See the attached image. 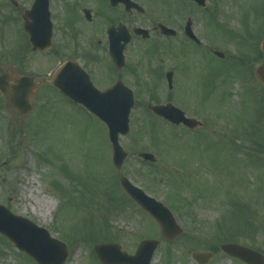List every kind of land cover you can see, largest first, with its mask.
Here are the masks:
<instances>
[{
    "label": "rangeland",
    "instance_id": "rangeland-1",
    "mask_svg": "<svg viewBox=\"0 0 264 264\" xmlns=\"http://www.w3.org/2000/svg\"><path fill=\"white\" fill-rule=\"evenodd\" d=\"M82 1L95 13L105 9L111 14L102 0ZM132 1L145 10L144 15L132 13L133 27L149 29L151 37L146 41L134 39L128 51L132 63H138L137 76L131 82L137 87L130 134L120 137V144L129 154L121 172L112 166L105 125L61 94L51 98L42 87L41 102L25 118L7 109L0 95V204L66 243L70 256L65 264H99L90 253L96 243L118 242L122 251L132 255L140 242L148 239L159 241L151 264H197L192 252H206L207 244L219 249L220 239L234 223V205L243 206L262 231L252 229L253 238L244 236L248 241L239 244L255 247L264 254V124L258 123L264 89L255 79L257 68L264 66V57L259 53L257 61L245 67L239 63L246 56H256L254 46L259 50L260 40L254 44L251 36L264 38V0H207L206 8L201 9L188 8L182 0ZM3 5L4 0H0V54L6 55L8 48L15 50L19 40L12 24L14 12ZM210 9L213 19L202 11ZM187 18L192 19L198 39H205L212 51L224 53V61L202 51L197 53L187 44L182 33ZM158 22L174 28L179 38L168 39L158 33ZM102 25L103 21L83 24L82 33L78 25L82 41L86 42L77 45L78 56L83 49L94 57L105 55V22ZM55 38L62 39V28ZM165 44L173 46L169 55L163 49ZM183 46H190L191 51L183 52ZM72 51L73 47V55ZM144 51H149V55L145 56ZM14 52L9 55L13 59ZM41 64L39 72L47 71L54 63ZM100 64L91 67L97 80L102 75ZM16 68V64L0 62V73L16 72ZM214 70L218 76L213 83L210 74ZM169 71H173L172 91L166 88L164 77ZM149 81L147 90L142 84ZM216 86L219 95L210 98L209 93ZM152 100L185 107L187 116L202 121L206 146L200 142L202 131L195 137L185 135L184 130L177 131V139L171 140V126L145 109ZM147 112L151 114L149 119ZM220 113L221 122L216 120ZM256 141L263 142L258 156ZM142 152L154 153L156 162L141 163ZM122 175L150 197L172 206L167 205L182 230L176 240L161 238L153 219L128 201L120 202L124 195L117 185ZM89 233L91 239L83 240L81 235ZM5 240L0 238V264H34ZM207 264L242 263L221 252H212Z\"/></svg>",
    "mask_w": 264,
    "mask_h": 264
},
{
    "label": "water",
    "instance_id": "water-1",
    "mask_svg": "<svg viewBox=\"0 0 264 264\" xmlns=\"http://www.w3.org/2000/svg\"><path fill=\"white\" fill-rule=\"evenodd\" d=\"M190 1V0H189ZM198 5H203L204 0H192ZM121 2L126 5L127 10H137L142 13L143 9L137 4L130 2V0H110V4L116 5ZM42 4V3H41ZM42 25L38 27L44 29L43 34L38 38L31 33V29L25 28L30 33V40L33 45L38 46L39 49L47 48L50 43V28L48 20L44 19ZM136 34L148 37L147 32L142 30H135ZM171 31H165V34L170 35ZM110 49L111 57L113 58L116 68L123 66L122 51L124 49L122 42L126 44L130 36L120 25L117 29H110ZM36 46V47H37ZM264 53V40L260 46ZM223 57L222 54H218ZM60 68L52 82L58 86L60 91L66 94L73 102L82 104L91 113L95 114L99 119L106 124L109 134V142L112 144L113 164L118 171L121 170L122 163L126 159L125 154L118 144V138L121 135L128 134L130 109L134 104L131 91H127L119 84L117 87L107 90L106 92L96 91L90 81L85 80V74L77 65H74L72 71ZM64 71V72H63ZM63 73L64 77L57 82L58 75ZM258 78L264 84V68L257 69ZM168 82L171 83V74H167ZM7 80L0 77V92L5 99V104L8 108H15L19 115H25L30 111V101L33 92L26 91L22 88L21 80L18 81V86H8ZM63 85V86H62ZM118 87L120 89H118ZM170 106H151L149 108L157 116L163 117L176 124L185 122V124L192 128L196 123L194 120L180 118V115L171 116ZM144 159L153 160L149 155L144 154ZM120 186L123 187L127 195L135 201L144 211H146L155 221L158 222L162 229V236L165 239L174 240L182 232L176 225L175 218L172 216L168 208L163 207L161 203L147 197L143 192L135 186H131L128 179L122 177L120 179ZM0 232L7 236L16 247L31 256L37 264H64L68 254L66 246L63 243H58L56 240L50 238L49 234L43 229L36 228L28 220L20 217H13L6 209L0 207ZM158 242L149 241L143 242L137 249L134 257L122 254L119 252L118 245L100 244L95 246L94 251L97 254L100 263L102 264H150L152 255L157 247ZM221 250L229 257L239 259L246 264H264V256L258 252H254L247 247H242L237 244H223ZM192 258L198 264H206L210 258V253H193Z\"/></svg>",
    "mask_w": 264,
    "mask_h": 264
},
{
    "label": "flooded vegetation",
    "instance_id": "flooded-vegetation-1",
    "mask_svg": "<svg viewBox=\"0 0 264 264\" xmlns=\"http://www.w3.org/2000/svg\"><path fill=\"white\" fill-rule=\"evenodd\" d=\"M39 2L42 4L37 6L36 3ZM39 2H37V0H4L3 5L5 7L10 6L14 12L13 18H15V21L12 24H15L14 30L17 32V38L19 41L18 45L15 47V52L12 48H8L6 50H9L8 54H0V62L5 61L6 63L10 62L16 64V72H8L5 70L2 71L1 74H5V77L9 78L7 73H10V77L14 78V80L24 78L21 80L23 88L26 91H30L33 88V97L31 101L32 112L36 107V103L41 102L42 100L39 98V91L42 87L50 93L51 98H54V94H60L53 86L51 79L56 68L65 61L73 62L76 60L81 63V67L85 70L89 79L93 82L94 86H97L100 90H106L108 87L121 82L128 89L130 88V90L135 92L137 84H132L131 82L134 81L133 78L137 76L138 63H132L131 57H128L129 44L124 50L125 61L123 69H116L109 55L102 56L100 59L97 56H92L91 53H89L90 55H87V51H85L86 49H83L81 56H78L80 52L78 46L86 44L81 38L83 24L89 26L96 21H103V24L107 21L108 26L112 27H117L118 24H122L132 35V31L134 30L131 22L133 15L132 12L127 11L121 3H118L114 8L108 7V11L110 10L111 12V14H109L104 8V10H102L103 12L95 13L91 9L85 7L82 0H47V2L46 0H39ZM103 2L107 6L109 5L108 0H102L101 3ZM58 3H61V10ZM117 9H119V13H116ZM46 17L49 19L51 28V46L45 51L34 50L24 28L26 25H30L36 35H44V32H39V29L37 28L41 21L45 22L44 19H46ZM79 24L81 27V33L79 32ZM61 28L62 39L60 38V40H57L55 36L57 32L61 31ZM175 38H179V34H177ZM191 44V47L193 46V48L196 49V52L202 51V53L205 52L206 54L212 55V50L210 48H203L201 45L193 44L192 41ZM165 45V53L169 55L170 49L167 46L170 45ZM71 47H73V55L71 54ZM12 52L16 55L15 59L12 58L13 56H9L13 55ZM41 62H43V66L51 65L52 63L54 64L47 71L39 72L42 66ZM97 64H100L99 69L102 73L101 77L98 78L99 82L94 76V70L91 68L92 66L95 67ZM142 86L149 90L148 87L151 86V82H145ZM49 98L50 97L47 96L46 102H48ZM168 99L170 98L168 97ZM197 105L199 106V104ZM181 128L187 130L182 126Z\"/></svg>",
    "mask_w": 264,
    "mask_h": 264
},
{
    "label": "trees",
    "instance_id": "trees-1",
    "mask_svg": "<svg viewBox=\"0 0 264 264\" xmlns=\"http://www.w3.org/2000/svg\"><path fill=\"white\" fill-rule=\"evenodd\" d=\"M263 194H264V191H263ZM234 206H235V209L231 210L232 214H234L235 216V223L233 224L234 231H232V234L230 235L226 234L222 236V237H225L223 240H226L227 242H241L245 240L246 238H244V236L242 235L243 234L250 235L251 230H252L251 228L254 227V223H255L252 218L243 214L246 212H244V210L241 209L240 206L238 205H234ZM205 249L211 250V249H214V247L212 245H206Z\"/></svg>",
    "mask_w": 264,
    "mask_h": 264
}]
</instances>
